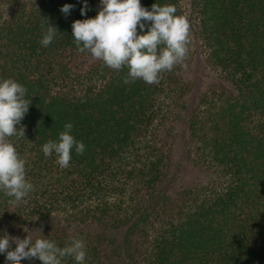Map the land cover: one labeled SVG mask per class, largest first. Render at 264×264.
<instances>
[{"label": "trees", "instance_id": "obj_1", "mask_svg": "<svg viewBox=\"0 0 264 264\" xmlns=\"http://www.w3.org/2000/svg\"><path fill=\"white\" fill-rule=\"evenodd\" d=\"M2 1L0 77L21 83L31 100L17 125L25 137L8 140L34 189L19 205L0 192V236L29 234L59 247L79 238L85 264H264V0L194 4L196 36L220 84L213 97L197 98L187 132L197 163L213 177L175 197L157 185L171 158V122L189 109L183 98L190 86L180 73L185 61L156 84L125 85L126 68L103 65L72 39V21L94 17L99 0H87L84 16L81 0ZM182 1L140 3L172 4L185 16ZM64 4L74 5L68 15L60 11ZM42 18L58 30L47 47L39 43ZM170 120L159 139L158 128ZM66 122L85 151H73L69 167L61 168L42 145L57 139ZM62 264L76 262L65 257Z\"/></svg>", "mask_w": 264, "mask_h": 264}, {"label": "clouds", "instance_id": "obj_2", "mask_svg": "<svg viewBox=\"0 0 264 264\" xmlns=\"http://www.w3.org/2000/svg\"><path fill=\"white\" fill-rule=\"evenodd\" d=\"M81 15L88 8L87 0H81ZM94 17L72 21V39L77 50L87 52L93 59L113 69L126 68L125 85L142 80L146 84L159 82L160 74L182 64L190 43V24L187 18L177 14L172 4L153 3L150 9L140 0H99ZM74 5L64 4L60 11L68 15ZM148 24L145 31V25ZM139 27V32H138ZM57 28L41 19L43 47L49 46L57 35ZM27 89L13 78L0 77V192L19 205L33 191L34 186L26 179V162L8 138L24 136L20 121L28 112L31 100L26 98ZM73 124L66 122L57 139H49L42 145L45 157L55 156L61 168H68L72 152L83 154L85 144L72 135ZM25 137V136H24ZM24 231L29 233L28 229ZM10 240L15 244L13 248ZM0 254L5 264H21L24 260L38 259L41 264H62L71 257L76 264H85L86 244L79 238H71L66 246L59 247L45 238L33 239L29 234L23 239L0 236Z\"/></svg>", "mask_w": 264, "mask_h": 264}, {"label": "rangeland", "instance_id": "obj_3", "mask_svg": "<svg viewBox=\"0 0 264 264\" xmlns=\"http://www.w3.org/2000/svg\"><path fill=\"white\" fill-rule=\"evenodd\" d=\"M195 2L196 0L182 1L185 17L190 24V43L180 73L181 78L190 86L188 94L183 98V101L189 109L182 113L181 121L171 122L170 120L161 125L157 131L158 138L163 140L166 136L165 132L171 129V123L173 125L171 133L174 134V140L171 145V158L169 163H167V168L165 169L166 176L163 182L157 185L158 190L162 192L165 190L173 197L177 195V190L193 187L196 183H207L213 177L211 172L204 171V167H201L200 164L197 163L195 156L196 145L194 141L189 138L187 132V117L190 110L194 107L197 98L202 94H207L209 98L213 97L211 96L212 90L216 89L220 84L216 72L207 63L206 48L201 45L202 40L200 37L196 36L197 16L194 9ZM99 7H101V5H98V8ZM1 13L2 15L6 13L5 3L2 0H0V14ZM85 65L86 64L82 62V67ZM177 111L178 110L175 109V112Z\"/></svg>", "mask_w": 264, "mask_h": 264}]
</instances>
